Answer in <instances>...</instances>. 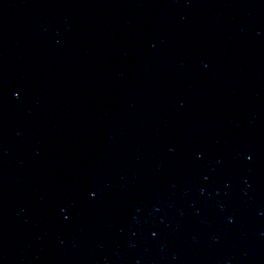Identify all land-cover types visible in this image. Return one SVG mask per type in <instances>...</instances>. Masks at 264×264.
<instances>
[{
  "label": "water",
  "instance_id": "1",
  "mask_svg": "<svg viewBox=\"0 0 264 264\" xmlns=\"http://www.w3.org/2000/svg\"><path fill=\"white\" fill-rule=\"evenodd\" d=\"M0 264H264V0H0Z\"/></svg>",
  "mask_w": 264,
  "mask_h": 264
}]
</instances>
